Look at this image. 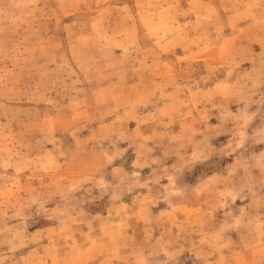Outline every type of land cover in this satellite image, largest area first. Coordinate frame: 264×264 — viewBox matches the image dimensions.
I'll return each instance as SVG.
<instances>
[{
  "label": "rangeland",
  "instance_id": "rangeland-1",
  "mask_svg": "<svg viewBox=\"0 0 264 264\" xmlns=\"http://www.w3.org/2000/svg\"><path fill=\"white\" fill-rule=\"evenodd\" d=\"M0 264H264V0H0Z\"/></svg>",
  "mask_w": 264,
  "mask_h": 264
}]
</instances>
